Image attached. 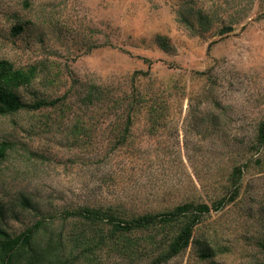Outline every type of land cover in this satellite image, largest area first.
<instances>
[{
    "label": "rangeland",
    "instance_id": "374dc122",
    "mask_svg": "<svg viewBox=\"0 0 264 264\" xmlns=\"http://www.w3.org/2000/svg\"><path fill=\"white\" fill-rule=\"evenodd\" d=\"M1 60L38 67L18 91L24 103L61 101L0 117V143L13 144L0 165V233L40 223L42 246L51 228L67 235L78 220L63 217L77 208L212 205L241 167L236 202L204 215L190 246L159 264H264V0H0ZM208 243L221 252L203 260ZM139 251L96 258L160 257Z\"/></svg>",
    "mask_w": 264,
    "mask_h": 264
},
{
    "label": "trees",
    "instance_id": "16d2710c",
    "mask_svg": "<svg viewBox=\"0 0 264 264\" xmlns=\"http://www.w3.org/2000/svg\"><path fill=\"white\" fill-rule=\"evenodd\" d=\"M21 28L16 29L20 33ZM38 67L28 69L15 67L7 60L0 61V117L17 114L22 110H41L58 105L61 99H40L33 104L22 101L18 91L29 88L38 78ZM97 95V96H96ZM92 102L102 101L100 94L91 95ZM143 99L142 97L139 100ZM140 102H144V99ZM259 145H264V121L259 127ZM13 144L9 141L0 143V165L6 161ZM243 170L237 167L231 178L234 191L231 196L208 203L188 202L180 205L173 211L163 213H145L143 215L128 216L120 208L102 209L97 207L77 208L74 212H67L64 220L70 217L78 222L66 236L64 233L50 229L47 243L34 244V234L39 228L29 229L27 233L15 238H8L7 234L0 233V264H104L96 257L98 252L124 257H139V249L143 244L147 248L160 252L155 264L167 262L186 250L192 240L194 229L201 223L204 215L220 212L238 199L239 184L242 180ZM24 204L30 206L29 200ZM183 224L180 232L171 243H166L169 232L177 225ZM142 233L144 239L133 238ZM158 236L163 239L158 240ZM145 242L140 245V242ZM264 249V242L260 243ZM146 248V247H145ZM221 250L208 246L201 251L203 260L213 259ZM106 264V263H105Z\"/></svg>",
    "mask_w": 264,
    "mask_h": 264
},
{
    "label": "water",
    "instance_id": "95a60500",
    "mask_svg": "<svg viewBox=\"0 0 264 264\" xmlns=\"http://www.w3.org/2000/svg\"><path fill=\"white\" fill-rule=\"evenodd\" d=\"M229 32V31H228Z\"/></svg>",
    "mask_w": 264,
    "mask_h": 264
}]
</instances>
